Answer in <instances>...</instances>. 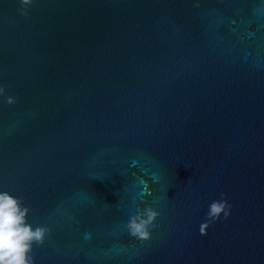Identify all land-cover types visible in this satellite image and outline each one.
<instances>
[{"label": "water", "instance_id": "water-1", "mask_svg": "<svg viewBox=\"0 0 264 264\" xmlns=\"http://www.w3.org/2000/svg\"><path fill=\"white\" fill-rule=\"evenodd\" d=\"M20 7L0 0V191L50 229L36 264H264V0Z\"/></svg>", "mask_w": 264, "mask_h": 264}, {"label": "clouds", "instance_id": "clouds-1", "mask_svg": "<svg viewBox=\"0 0 264 264\" xmlns=\"http://www.w3.org/2000/svg\"><path fill=\"white\" fill-rule=\"evenodd\" d=\"M32 2L33 0H20V12L23 16L29 15V6ZM0 97L5 98L9 104L15 102L2 84ZM192 181L189 180L188 183ZM231 209L232 205L227 199L215 200L209 205L207 216L215 224L221 217L228 219L231 216ZM30 212L31 209L23 199L7 191H0V264H36L34 247L45 243L50 229L30 223L28 220ZM159 216L160 212L154 207L145 206L128 218L127 230L137 239L149 240ZM205 227L207 222L201 226V234H204Z\"/></svg>", "mask_w": 264, "mask_h": 264}]
</instances>
